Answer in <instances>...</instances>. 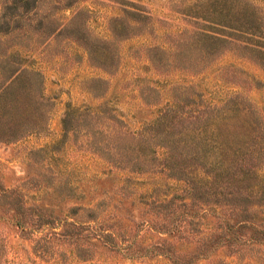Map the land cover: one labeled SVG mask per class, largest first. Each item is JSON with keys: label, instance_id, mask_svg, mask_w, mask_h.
I'll list each match as a JSON object with an SVG mask.
<instances>
[{"label": "rangeland", "instance_id": "1", "mask_svg": "<svg viewBox=\"0 0 264 264\" xmlns=\"http://www.w3.org/2000/svg\"><path fill=\"white\" fill-rule=\"evenodd\" d=\"M11 1L0 0V56L16 51L23 66L40 72L43 117L37 131L0 141V190L80 223L83 249L46 243L44 231L19 230L0 202V264H264V248L251 243L236 254L207 244L203 257L191 259L198 244L189 231L207 234L210 216L197 227L185 223L180 233L151 227L160 222L157 210L182 202L184 183L163 172L118 168L85 148V135L63 136L61 126L68 108L89 107L137 130L181 92L200 93L211 104L237 94L264 125V68L256 58L227 45L201 58L189 47L204 24L189 15L194 0H27L19 3L27 18L17 21L9 20L16 12ZM247 1L264 27V0ZM257 174L264 181V156ZM99 226L113 235L88 236ZM155 244L165 253L142 249Z\"/></svg>", "mask_w": 264, "mask_h": 264}, {"label": "trees", "instance_id": "2", "mask_svg": "<svg viewBox=\"0 0 264 264\" xmlns=\"http://www.w3.org/2000/svg\"><path fill=\"white\" fill-rule=\"evenodd\" d=\"M26 1H11L14 7L10 9L16 12L9 20L27 18L28 9L19 8V3ZM188 10L190 16L204 22L202 29L193 31L191 43L186 42L201 58L227 45L254 56L264 68V27L249 1L194 0ZM57 27L48 30L47 36ZM183 60L179 56V61ZM22 62L16 51L0 56V141L16 140L42 125V76ZM61 126L63 136L69 132L85 135V148L118 168L163 172L184 183L182 202L157 210L153 218L160 222L151 227L180 233L185 223L197 227L200 217L210 216L213 228L207 234L200 236L196 228L189 231L193 244H198L190 251L191 259L203 257L207 244L226 245L232 254L249 243L264 248V181L257 174L264 156V125L237 94L226 96L219 104L204 101L200 93L194 97L173 94L153 119L133 131L104 109L89 107L68 108ZM0 202L12 211L19 230L44 231L41 240L46 243L63 240L83 249L79 244L81 225L74 219L53 216L36 205L26 206L2 189ZM97 231L88 236L102 241L113 235L100 226ZM160 247L155 244L142 249L164 254Z\"/></svg>", "mask_w": 264, "mask_h": 264}]
</instances>
